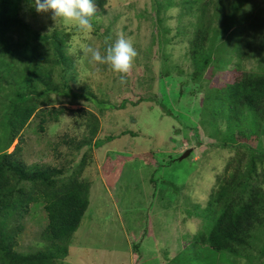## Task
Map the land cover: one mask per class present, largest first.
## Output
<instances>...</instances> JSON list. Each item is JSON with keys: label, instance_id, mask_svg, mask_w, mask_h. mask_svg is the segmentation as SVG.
<instances>
[{"label": "trees", "instance_id": "trees-1", "mask_svg": "<svg viewBox=\"0 0 264 264\" xmlns=\"http://www.w3.org/2000/svg\"><path fill=\"white\" fill-rule=\"evenodd\" d=\"M257 1L183 0L176 5L178 21L189 18L187 29H179L177 36L188 43L185 57L193 67L189 80L180 84V99L196 102L200 122L194 125V135L201 137L204 131H213L218 140L207 146L216 144L233 152L224 170L207 179L200 190L190 185L193 179L182 187L188 193L181 195L190 197V202L186 207L188 215L178 221L180 251L173 253L176 260L185 264H264V18L259 20L261 13L251 12ZM95 3L99 12L109 6V0ZM157 5L159 16L174 3L164 0ZM38 14L31 0H0V80L5 75L11 81L8 95L5 93L1 100L4 105L8 100V109H0L10 130L8 140L0 147V264H66L73 237L88 210L91 186L80 180L81 171L71 175L64 167L27 165L21 155V136L34 123L33 119L37 126L31 130L38 134L45 133L49 125L58 124L66 114L74 122L76 117L84 120L81 138L73 135L75 131L58 137L69 151L67 155H81L79 166L83 169L91 148L87 152L85 149L98 143L100 120L87 111L55 108L52 97L89 102L83 98L86 95L97 106L105 104L90 83V57L81 50L75 51L72 43L83 31L59 19L53 23L50 12ZM43 16L50 18V26H37L38 18ZM99 16L96 13L93 18L92 35L101 37L109 30L95 26ZM154 32V49L158 51L160 35L157 30ZM248 60H254L255 66L247 68ZM207 71L208 80L203 78ZM14 76L26 77L23 87L17 88ZM192 84L196 87L192 88ZM202 91L204 98L197 100ZM125 101L132 107L142 102L136 97ZM164 102L161 97L158 104L165 115L185 117L179 110H167ZM126 105L121 102L109 107L123 110ZM104 111L99 110L98 114L102 116ZM175 134H180L179 129ZM16 141L14 150L8 153ZM52 148L61 155L58 143ZM201 171L202 167L194 178L196 182ZM177 190L168 195L172 200L180 196ZM41 204L47 222L42 232L45 245L32 253L18 252L21 226L16 223ZM190 220H198L200 229L190 230L186 226Z\"/></svg>", "mask_w": 264, "mask_h": 264}, {"label": "rangeland", "instance_id": "rangeland-1", "mask_svg": "<svg viewBox=\"0 0 264 264\" xmlns=\"http://www.w3.org/2000/svg\"><path fill=\"white\" fill-rule=\"evenodd\" d=\"M158 1L164 3V0H109L104 12L97 9L96 13L100 16L95 18V26L109 32L98 37L92 35L93 29L91 33L82 32L72 42L75 51L81 50L90 57L85 51L87 47L99 49L104 54V46L107 47L118 35H124L134 41L138 52L124 83L120 81L121 74L112 71L109 65L104 67L88 61L93 77H90V83L95 86L98 96L103 98L104 106H97L95 100L86 95L83 98L89 102L52 97L55 108L87 111L100 120L98 143L85 149L87 152L91 148L83 169L79 166L81 155H67L69 151L60 142L62 138L58 137L75 131L73 135L81 138L85 130L84 120L76 117L74 122L66 114L58 124L49 125L45 133L38 134L31 130V127L35 129L37 126V121L33 119L31 127L22 133L23 143L20 145H24V154L21 155L27 165L64 167L71 175L81 171L80 180L91 186L88 210L73 237L66 264H185L176 260L173 253L180 251L181 229L178 221L188 215L186 207L190 202V197L181 195L188 193L182 187L192 179L191 186L198 188L205 185L207 179L224 170L233 156L232 151L218 148L216 144L207 146L218 140L213 131H204L201 137L194 135V125L200 122L196 102L192 100L193 103H190L185 98L181 100L179 91L180 84L188 81L193 72L189 59L185 57L188 43L177 36L179 29H187L189 18L178 21L179 8L176 5L183 0H173L174 5L158 16ZM251 12L253 15L261 13L257 18L263 20L264 3L258 0L256 6L251 7ZM153 18L159 20L154 23ZM49 19L39 17L37 26H50ZM154 30L160 35L158 51L154 49ZM246 65L247 68L254 67L255 61L248 60ZM2 77L0 109L5 111L8 100L4 101L5 105L1 100L5 93L8 95L11 81L5 75ZM14 77L17 88L23 87L21 83L26 77ZM203 78L208 80L210 72H205ZM191 87L195 88L196 84ZM203 93L198 94L197 100L204 98ZM135 97L142 100L137 107L125 101ZM161 97L165 99L163 106L167 110H179L185 117L180 119L165 115L158 104ZM121 102L127 104L125 109H110V105L116 107ZM104 109L102 116L98 114ZM6 125L5 117L2 118L0 113V147L10 135ZM177 129L180 131L178 135L175 134ZM123 132L126 135H121ZM261 138L264 146V136ZM55 143L59 144L61 155L53 150ZM16 144L17 141L7 152H12ZM187 152L188 156L183 161L179 160ZM200 167L204 171L196 182L194 178L198 176ZM210 186H207L208 190ZM173 190L180 194L176 200L168 196L174 193ZM42 206L32 207L30 213L16 223L21 226L17 237L18 252L27 254L44 247L42 232L47 222ZM186 226L197 231L200 222L190 220Z\"/></svg>", "mask_w": 264, "mask_h": 264}, {"label": "clouds", "instance_id": "clouds-1", "mask_svg": "<svg viewBox=\"0 0 264 264\" xmlns=\"http://www.w3.org/2000/svg\"><path fill=\"white\" fill-rule=\"evenodd\" d=\"M37 13H51L56 21L72 23L80 31L91 33L93 31V18L97 12L95 0H31ZM90 54V60L99 65L108 64L112 71L120 73L121 83L125 82L126 74L133 67L137 48L130 37L118 35L105 48L102 54L99 49L91 46L85 49Z\"/></svg>", "mask_w": 264, "mask_h": 264}, {"label": "water", "instance_id": "water-1", "mask_svg": "<svg viewBox=\"0 0 264 264\" xmlns=\"http://www.w3.org/2000/svg\"><path fill=\"white\" fill-rule=\"evenodd\" d=\"M189 154V152H187V154H185L184 156H182L181 158H179V160H182L183 158L187 157Z\"/></svg>", "mask_w": 264, "mask_h": 264}]
</instances>
